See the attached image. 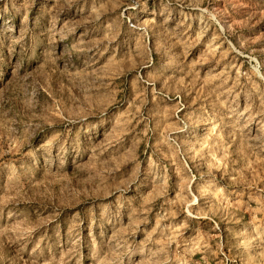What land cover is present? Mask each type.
Segmentation results:
<instances>
[{
    "label": "rangeland",
    "instance_id": "374dc122",
    "mask_svg": "<svg viewBox=\"0 0 264 264\" xmlns=\"http://www.w3.org/2000/svg\"><path fill=\"white\" fill-rule=\"evenodd\" d=\"M0 264H264V0H0Z\"/></svg>",
    "mask_w": 264,
    "mask_h": 264
}]
</instances>
